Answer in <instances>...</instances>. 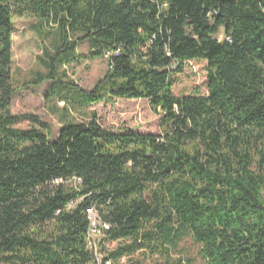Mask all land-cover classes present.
<instances>
[{
    "label": "trees",
    "instance_id": "16d2710c",
    "mask_svg": "<svg viewBox=\"0 0 264 264\" xmlns=\"http://www.w3.org/2000/svg\"><path fill=\"white\" fill-rule=\"evenodd\" d=\"M15 17L35 18L43 43L22 83ZM83 43L110 54L91 90L69 75ZM191 60L207 62L206 95L174 93ZM47 82L55 138L11 109ZM117 99L147 100L161 132L116 131L88 111ZM91 208L110 225L103 264H184L187 237L204 264H264V0H0V264H99Z\"/></svg>",
    "mask_w": 264,
    "mask_h": 264
},
{
    "label": "rangeland",
    "instance_id": "374dc122",
    "mask_svg": "<svg viewBox=\"0 0 264 264\" xmlns=\"http://www.w3.org/2000/svg\"><path fill=\"white\" fill-rule=\"evenodd\" d=\"M15 33L13 36V64L12 74L15 82L22 83L30 73L39 68L38 56L42 54V40L32 29L36 19L31 17H15ZM222 30L218 38L223 39ZM69 75L82 88L91 90L102 79L108 70L107 56L92 58L88 43L79 47V57L69 67ZM176 83L173 87L177 95L207 94V62L204 60H191L185 64L182 73L175 74ZM51 82L42 86H33L19 90L12 98L11 109L15 114H35L41 117L51 127L52 138L57 137L61 123L58 116L49 112L45 93ZM63 103H61V106ZM88 111H96L101 122L116 131L126 128L141 133L159 134L160 114L155 112L147 100L117 99L109 103H97ZM77 115V119H82ZM27 129L31 126L28 120H22L18 125ZM182 256L184 264H204L200 255V248L191 237L182 243ZM142 264H164L165 260L157 257H148L142 254L135 255ZM190 259V262L188 261ZM127 261L126 259L123 262Z\"/></svg>",
    "mask_w": 264,
    "mask_h": 264
},
{
    "label": "built area",
    "instance_id": "2783aa9c",
    "mask_svg": "<svg viewBox=\"0 0 264 264\" xmlns=\"http://www.w3.org/2000/svg\"><path fill=\"white\" fill-rule=\"evenodd\" d=\"M109 58L110 54H106ZM176 65H174L175 67ZM78 181H81L80 179ZM74 202L70 203V207ZM88 217L90 220V229L88 231V246L94 252L99 264H103V256L101 254L100 239L104 236L105 230L110 228V225L106 222H102L95 211L94 208L88 210ZM106 264H111V261H108Z\"/></svg>",
    "mask_w": 264,
    "mask_h": 264
}]
</instances>
